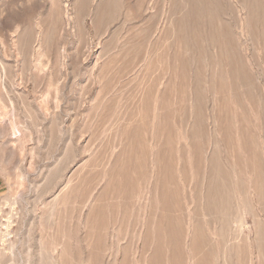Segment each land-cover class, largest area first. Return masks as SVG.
<instances>
[{
    "label": "rangeland",
    "instance_id": "374dc122",
    "mask_svg": "<svg viewBox=\"0 0 264 264\" xmlns=\"http://www.w3.org/2000/svg\"><path fill=\"white\" fill-rule=\"evenodd\" d=\"M0 233V264H264V0H0Z\"/></svg>",
    "mask_w": 264,
    "mask_h": 264
},
{
    "label": "bare ground",
    "instance_id": "6f19581e",
    "mask_svg": "<svg viewBox=\"0 0 264 264\" xmlns=\"http://www.w3.org/2000/svg\"><path fill=\"white\" fill-rule=\"evenodd\" d=\"M5 227H6V226H5ZM3 233H4V231H3ZM8 233H10V232H8ZM10 238H11V237H9V234H5V235H3V234L0 233V242H1L2 244H5L7 241H9L8 244H10V243H11ZM15 246H16V244H15ZM15 246H14L13 243H11V247H10V249H13ZM15 248H16V247H15ZM2 249H3V248L0 247V254L3 253V250H2ZM9 251H10V250H9Z\"/></svg>",
    "mask_w": 264,
    "mask_h": 264
}]
</instances>
